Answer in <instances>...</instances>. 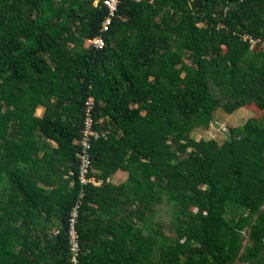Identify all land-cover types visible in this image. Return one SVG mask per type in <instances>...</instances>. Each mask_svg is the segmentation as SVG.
I'll return each instance as SVG.
<instances>
[{"label":"trees","instance_id":"trees-1","mask_svg":"<svg viewBox=\"0 0 264 264\" xmlns=\"http://www.w3.org/2000/svg\"><path fill=\"white\" fill-rule=\"evenodd\" d=\"M109 15L0 0V264H73L78 206L80 264H264V0H121L104 31ZM91 98L101 187L78 159ZM244 108L263 115L225 143L194 137Z\"/></svg>","mask_w":264,"mask_h":264},{"label":"built area","instance_id":"built-area-1","mask_svg":"<svg viewBox=\"0 0 264 264\" xmlns=\"http://www.w3.org/2000/svg\"><path fill=\"white\" fill-rule=\"evenodd\" d=\"M121 0H104V5L109 9L110 15L104 22L103 30L107 31L112 23V19L116 16L119 9ZM88 46L102 49L105 47V41L101 37H97L87 41ZM95 100L94 98L89 99L86 108V119L84 128L82 131V138L77 142L81 147V151L78 154V159L81 164V181L84 185L94 184L97 187L104 185L105 181L97 179L92 176L94 172L93 157L91 155L92 144L94 141L101 137V134L95 129V121L93 118ZM112 179L109 180L111 182ZM80 219V206H78L72 214L70 222V242L71 251L73 254V264H80V257L82 253L81 236L78 229V223Z\"/></svg>","mask_w":264,"mask_h":264},{"label":"rangeland","instance_id":"rangeland-1","mask_svg":"<svg viewBox=\"0 0 264 264\" xmlns=\"http://www.w3.org/2000/svg\"><path fill=\"white\" fill-rule=\"evenodd\" d=\"M263 113H257L255 109H241L237 111L235 114L230 115L226 112H221L216 116V121L212 125L211 129H201L197 130L194 133V137L198 140L201 139H216L220 143H225L229 139V131L231 127H242L244 126L250 119L255 117L262 116ZM122 173V172H121ZM116 176V175H115ZM129 178V174L126 173L123 176H118L115 179L116 184H121L125 182ZM114 181V182H115Z\"/></svg>","mask_w":264,"mask_h":264},{"label":"crops","instance_id":"crops-1","mask_svg":"<svg viewBox=\"0 0 264 264\" xmlns=\"http://www.w3.org/2000/svg\"><path fill=\"white\" fill-rule=\"evenodd\" d=\"M44 108H39L38 110H37V116H39V117H41L43 114H44ZM53 145H54V147H57V144L56 143H53ZM43 155L44 154H41V158L43 157ZM124 174H126V172H123L122 171V173L121 172H119L115 177H114V181H115V179H117L118 178V176H123ZM67 178H68V176H67ZM115 183H116V181H115ZM40 186L41 187H45V186H43L42 184H40ZM72 186H73V184H72Z\"/></svg>","mask_w":264,"mask_h":264}]
</instances>
